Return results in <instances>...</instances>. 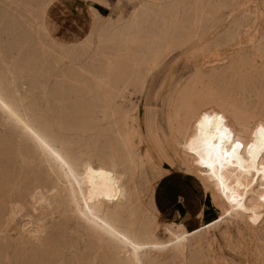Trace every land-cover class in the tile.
Here are the masks:
<instances>
[{
	"label": "bare ground",
	"instance_id": "obj_1",
	"mask_svg": "<svg viewBox=\"0 0 264 264\" xmlns=\"http://www.w3.org/2000/svg\"><path fill=\"white\" fill-rule=\"evenodd\" d=\"M131 1L63 33L51 69L58 0H0V264H193L197 234L208 264H264V0ZM180 50L202 59L171 89L164 143L193 228L159 218L161 172L129 126L132 96Z\"/></svg>",
	"mask_w": 264,
	"mask_h": 264
},
{
	"label": "rangeland",
	"instance_id": "obj_2",
	"mask_svg": "<svg viewBox=\"0 0 264 264\" xmlns=\"http://www.w3.org/2000/svg\"><path fill=\"white\" fill-rule=\"evenodd\" d=\"M87 2L90 5V29L92 26H99L107 20L116 22L122 17L129 16L136 5L131 0H87ZM98 2L108 7L105 15L96 12L95 7L99 6ZM258 2L262 4V0H258ZM54 31V27L52 26L47 37L48 44L51 47L49 49L50 53L46 56V61L44 63L45 66L51 69L54 68L53 64L58 60L57 56L59 52H70V47L72 46L64 34L57 36L54 34ZM221 51L228 52L229 49L223 48ZM72 58L73 57L66 58L65 62H72ZM60 59L59 63L63 62ZM201 59V56H195L192 53L189 54V52L188 54L185 52L181 53V50L175 52L167 60L165 65L150 77L146 92L142 96L137 94L132 96V99H134L133 101H136L138 105L129 121L133 138L137 142L139 140L142 141L144 148L147 146L152 151L156 168L161 172L160 175L154 179V194H157H155V203L159 218L162 222H181L182 219L187 218V220H189V228L197 226L200 223V218L196 217L190 219L188 217V208L185 204L186 209L184 210V215L176 216L172 214V207L177 199L180 200L179 197L182 192V187H185L188 182L184 179L185 172L178 164L176 157L173 155L172 151L165 146L164 134L168 132V127L166 117L164 118V113L167 109L166 105L170 98L174 83L179 78L191 73L195 68V61H200ZM89 61L90 60H88L86 56H78L77 59H74L76 64L88 63ZM188 186L190 187V185L187 184V187ZM193 190L196 192L199 201L210 204L209 193L206 192L205 194H201L195 189ZM215 215V211H211L208 218H212ZM158 235L159 237L161 236L160 238L162 239L167 238V235L160 229L158 230ZM225 250L227 255H235V253L227 247ZM189 251L193 264H208L207 259L212 256L207 242L199 234L191 239ZM179 261L180 259L177 258L176 262L178 263Z\"/></svg>",
	"mask_w": 264,
	"mask_h": 264
},
{
	"label": "crops",
	"instance_id": "obj_3",
	"mask_svg": "<svg viewBox=\"0 0 264 264\" xmlns=\"http://www.w3.org/2000/svg\"><path fill=\"white\" fill-rule=\"evenodd\" d=\"M98 4L99 6L95 8L101 15H105L108 7L99 2ZM89 6L87 0H58V4L49 11L48 15V20L54 25V34L57 36L63 33L66 35L73 33L83 35L89 31L91 25ZM185 209L184 203L177 199L172 207V214L182 216Z\"/></svg>",
	"mask_w": 264,
	"mask_h": 264
},
{
	"label": "snow or ice",
	"instance_id": "obj_4",
	"mask_svg": "<svg viewBox=\"0 0 264 264\" xmlns=\"http://www.w3.org/2000/svg\"><path fill=\"white\" fill-rule=\"evenodd\" d=\"M205 119H207V117H205ZM227 131V129H225V132Z\"/></svg>",
	"mask_w": 264,
	"mask_h": 264
}]
</instances>
